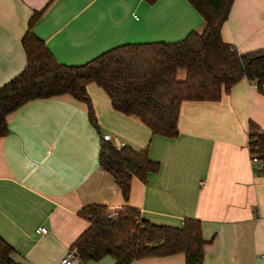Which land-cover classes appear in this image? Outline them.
Here are the masks:
<instances>
[{"label":"crops","instance_id":"crops-1","mask_svg":"<svg viewBox=\"0 0 264 264\" xmlns=\"http://www.w3.org/2000/svg\"><path fill=\"white\" fill-rule=\"evenodd\" d=\"M42 9L32 31L63 65L82 64L120 44L176 41L205 26L187 0H0V86L24 68L21 38ZM220 34L240 53L264 49V0H233ZM179 73L184 78L185 70ZM86 92L97 130L87 120L85 102L68 94L29 101L6 116L0 237L14 248V262L58 264L88 226L79 211L96 204L136 208L157 225L180 227L185 217L199 219L201 264H264V174L247 145L250 121L264 131V95L252 81L242 78L219 101H183L175 138L152 134L137 118L113 109L94 83ZM103 134L114 145L147 146L159 163L144 182L132 176L127 201L97 162ZM38 226L46 233H37ZM129 264H184V254Z\"/></svg>","mask_w":264,"mask_h":264},{"label":"trees","instance_id":"trees-1","mask_svg":"<svg viewBox=\"0 0 264 264\" xmlns=\"http://www.w3.org/2000/svg\"><path fill=\"white\" fill-rule=\"evenodd\" d=\"M144 1L153 4L157 0ZM187 1L205 22L201 31L191 30L176 41L116 45L77 65L56 62L32 31L43 9L34 12L21 38L25 66L0 86V137L8 132L7 114L29 101L62 94L85 102L87 120L97 130L86 92L89 83L106 93L113 109L137 118L152 134L168 138L178 136L183 101H219L242 78L255 83L264 95V49L240 53L220 34L233 0ZM180 68L185 70L183 79L176 77ZM247 145L250 156L262 163L264 174V131L251 121ZM97 162L112 175L125 201L132 176L144 182L159 168V163L148 156L147 146L118 148L102 138ZM106 209L92 204L79 211L88 221L70 246L79 263L110 256L114 264H129L175 253L184 254V264L202 263L205 241L199 219L185 217L180 227H173L151 223L138 209L126 205L115 220H108ZM13 253L14 248L0 237V264H19L12 260Z\"/></svg>","mask_w":264,"mask_h":264},{"label":"built area","instance_id":"built-area-1","mask_svg":"<svg viewBox=\"0 0 264 264\" xmlns=\"http://www.w3.org/2000/svg\"><path fill=\"white\" fill-rule=\"evenodd\" d=\"M134 18L137 19V16H134ZM253 85L255 86V83H253ZM102 139L109 141L111 139V136H110V134H103ZM123 145H125L123 141H118V143L115 146L119 148L120 146H123ZM251 160H252V162H255L256 158L252 156ZM257 166L260 168L262 166V163L257 161ZM120 211H121V208L109 207L106 209L105 217L108 220H115L119 216ZM46 231H47V229L44 226H38L36 228V232L40 233V234H44V233H46ZM58 264H80V263L78 262L75 250L69 248L61 256Z\"/></svg>","mask_w":264,"mask_h":264},{"label":"rangeland","instance_id":"rangeland-1","mask_svg":"<svg viewBox=\"0 0 264 264\" xmlns=\"http://www.w3.org/2000/svg\"><path fill=\"white\" fill-rule=\"evenodd\" d=\"M179 72H180L179 74H183L184 73V70L183 69H179Z\"/></svg>","mask_w":264,"mask_h":264}]
</instances>
